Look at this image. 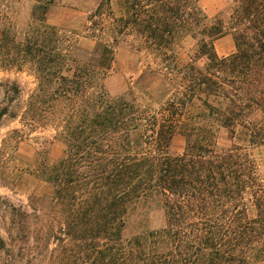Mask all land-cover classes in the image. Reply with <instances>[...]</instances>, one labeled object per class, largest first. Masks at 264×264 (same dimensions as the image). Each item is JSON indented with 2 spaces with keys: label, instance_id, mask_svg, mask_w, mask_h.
I'll return each instance as SVG.
<instances>
[{
  "label": "trees",
  "instance_id": "obj_1",
  "mask_svg": "<svg viewBox=\"0 0 264 264\" xmlns=\"http://www.w3.org/2000/svg\"><path fill=\"white\" fill-rule=\"evenodd\" d=\"M56 1L33 0L20 26L19 0H0V70L27 69L36 84L22 126H50L63 146L51 164L0 159L1 184L27 200L0 198V264H264V178L247 150L264 146V0H231L226 18L200 0H102L87 18L91 52L48 23ZM225 35L235 52L219 57ZM124 37L160 84L111 97L104 80ZM221 129L231 145L217 151ZM177 134L185 147L173 156ZM24 137L11 131L0 155ZM147 201L163 225L126 235Z\"/></svg>",
  "mask_w": 264,
  "mask_h": 264
},
{
  "label": "rangeland",
  "instance_id": "obj_2",
  "mask_svg": "<svg viewBox=\"0 0 264 264\" xmlns=\"http://www.w3.org/2000/svg\"><path fill=\"white\" fill-rule=\"evenodd\" d=\"M33 0H19L16 4V21L20 26L25 25L33 5ZM102 0H57L49 9L48 23L74 34L78 46L84 51L91 52L95 48L96 41L86 37L88 16ZM200 7L204 13L212 18L220 15L226 18L230 12L231 0H200ZM114 48V59L111 68L104 80V87L111 97L124 94L129 89L138 92L141 89H156L160 79L156 74L147 69L150 58L144 53L137 52L136 44L131 37H124ZM133 43V44H132ZM135 45V46H133ZM193 43L185 41L178 50L179 56L186 59L192 49ZM215 52L219 57H225L235 52V46L231 35H225L215 42ZM13 85L18 87V95L11 91ZM35 79L30 71L24 69L0 70V110L8 108V115L14 112L16 119L9 116L0 120V150L2 140L13 130H23L24 139L17 143V148L6 151L0 155L19 166L27 167L28 164L39 160H46L48 164L56 162L62 154L63 146L54 139L55 132L50 126L29 131L22 126L21 116L26 108L29 96L35 89ZM231 142L224 129L219 130L216 140V150L229 148ZM15 146V144H14ZM185 147L184 138L177 134L170 146L171 155H180ZM259 166V173L264 178V146L248 148ZM35 190L39 195L47 194L51 188L46 183L34 180ZM0 198L6 204L19 207L26 206V196L20 192L11 191L0 182ZM5 207V206H2ZM1 214V210H0ZM163 225V211L159 204L147 201L138 204L128 217L126 235L138 233L147 229H156Z\"/></svg>",
  "mask_w": 264,
  "mask_h": 264
}]
</instances>
